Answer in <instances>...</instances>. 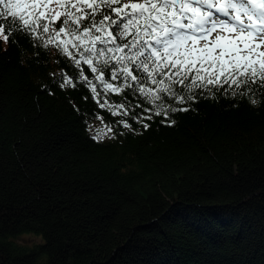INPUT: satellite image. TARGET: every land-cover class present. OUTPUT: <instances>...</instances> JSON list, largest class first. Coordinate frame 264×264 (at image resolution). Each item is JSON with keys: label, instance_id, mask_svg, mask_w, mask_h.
Instances as JSON below:
<instances>
[{"label": "trees", "instance_id": "1", "mask_svg": "<svg viewBox=\"0 0 264 264\" xmlns=\"http://www.w3.org/2000/svg\"><path fill=\"white\" fill-rule=\"evenodd\" d=\"M87 2L106 13L104 0ZM67 43L0 38V264H264L259 95L225 84L194 103L165 96L189 111L134 122L153 109L139 94L98 103L86 86L53 83L75 74ZM94 120L112 133L93 140Z\"/></svg>", "mask_w": 264, "mask_h": 264}, {"label": "snow or ice", "instance_id": "2", "mask_svg": "<svg viewBox=\"0 0 264 264\" xmlns=\"http://www.w3.org/2000/svg\"><path fill=\"white\" fill-rule=\"evenodd\" d=\"M52 2L0 0V35L5 42H14L16 34L39 40L43 33L49 43L66 38L63 51L72 57L75 74L53 81L61 88L86 86L98 103L101 92L139 94L153 105L152 114L133 112L132 121L154 114L163 116L162 124L170 111H189L168 108L165 96L178 104L194 103L227 84L225 94L255 92L264 101V0H104L106 13L87 0L79 8L67 0L59 11ZM117 123L132 130L128 121ZM106 132L112 133L111 125L96 129L92 139Z\"/></svg>", "mask_w": 264, "mask_h": 264}, {"label": "rangeland", "instance_id": "3", "mask_svg": "<svg viewBox=\"0 0 264 264\" xmlns=\"http://www.w3.org/2000/svg\"><path fill=\"white\" fill-rule=\"evenodd\" d=\"M0 38L2 40L3 47H5L6 42L3 40L2 35H0ZM101 127H102L101 124L97 120H94L90 123V125H89L90 129L89 130H90V132H92L96 136V129L101 128ZM106 134H107V132L104 134V136ZM36 240H37V238H35L33 236H28V235H24L22 238H20V241H22L24 243H30V242H33Z\"/></svg>", "mask_w": 264, "mask_h": 264}]
</instances>
